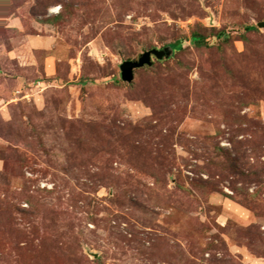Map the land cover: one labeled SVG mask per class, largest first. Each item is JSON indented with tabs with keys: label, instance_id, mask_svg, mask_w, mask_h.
<instances>
[{
	"label": "rangeland",
	"instance_id": "obj_1",
	"mask_svg": "<svg viewBox=\"0 0 264 264\" xmlns=\"http://www.w3.org/2000/svg\"><path fill=\"white\" fill-rule=\"evenodd\" d=\"M262 21L264 0H0V264H264Z\"/></svg>",
	"mask_w": 264,
	"mask_h": 264
},
{
	"label": "water",
	"instance_id": "obj_2",
	"mask_svg": "<svg viewBox=\"0 0 264 264\" xmlns=\"http://www.w3.org/2000/svg\"><path fill=\"white\" fill-rule=\"evenodd\" d=\"M260 27H264V21L259 23ZM168 48H164V49H151L149 51H146L145 53L141 54L140 57L136 60H132V61H126L122 66L123 68L126 70L123 79L127 80V81H131L133 79V71L134 68L143 66L145 63H150L151 62V58L152 56H155L158 59L163 58V56L166 53H171L170 51L167 50Z\"/></svg>",
	"mask_w": 264,
	"mask_h": 264
},
{
	"label": "trees",
	"instance_id": "obj_3",
	"mask_svg": "<svg viewBox=\"0 0 264 264\" xmlns=\"http://www.w3.org/2000/svg\"><path fill=\"white\" fill-rule=\"evenodd\" d=\"M247 28L249 30H252V29L256 28V26H248ZM193 39L197 43H204V41H205V38L202 35L198 34V33L193 34ZM167 47H170V52H172L174 50V48H176V49L180 48L181 45L179 43H175V44H169Z\"/></svg>",
	"mask_w": 264,
	"mask_h": 264
}]
</instances>
